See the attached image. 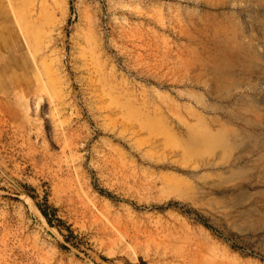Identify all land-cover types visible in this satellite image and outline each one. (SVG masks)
I'll use <instances>...</instances> for the list:
<instances>
[{"label":"rangeland","instance_id":"rangeland-1","mask_svg":"<svg viewBox=\"0 0 264 264\" xmlns=\"http://www.w3.org/2000/svg\"><path fill=\"white\" fill-rule=\"evenodd\" d=\"M0 264H264V0H0Z\"/></svg>","mask_w":264,"mask_h":264}]
</instances>
